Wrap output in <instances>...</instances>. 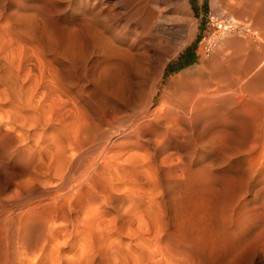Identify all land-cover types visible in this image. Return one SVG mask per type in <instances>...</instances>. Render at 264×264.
I'll list each match as a JSON object with an SVG mask.
<instances>
[{"label":"rangeland","instance_id":"rangeland-1","mask_svg":"<svg viewBox=\"0 0 264 264\" xmlns=\"http://www.w3.org/2000/svg\"><path fill=\"white\" fill-rule=\"evenodd\" d=\"M219 1L187 0L192 30L187 38L177 34L170 40L160 32L136 33L102 13L99 23L105 27L95 25L86 12L95 10L93 0H25V9L15 16L28 22L31 15V27L12 19L11 4L7 11L0 8V131L5 133L0 135V185L18 162L8 157L15 146L29 148L45 167L29 178L28 197L43 200L41 207L48 202L47 209L67 212L70 219L79 215L75 226L67 217L63 225L54 217L47 229L54 236L44 232L48 237L40 236L36 250L25 253L29 256L19 244L16 264H264V22L239 13L245 0ZM173 13L180 14L177 8ZM230 15L248 21L256 32L235 29L207 40L217 33L211 17ZM89 27L112 32L108 44L114 58L106 51V59L115 62L108 65L116 72L107 69V54L97 48L92 35L97 31ZM227 55L238 61L239 85L258 86L239 92L236 108L223 110L224 132L216 134L205 123L215 118L213 112L190 115L191 126L171 132L160 153L153 143L118 127L121 116L144 99L134 102L109 92V73L120 72L125 81L142 65L148 72L166 62L160 82L166 85L187 68L199 73L202 58L208 69L214 56ZM14 180L9 195L18 194ZM14 195L13 201L22 198ZM55 240L57 245L51 243Z\"/></svg>","mask_w":264,"mask_h":264},{"label":"bare ground","instance_id":"bare-ground-1","mask_svg":"<svg viewBox=\"0 0 264 264\" xmlns=\"http://www.w3.org/2000/svg\"><path fill=\"white\" fill-rule=\"evenodd\" d=\"M216 1L217 0H211V3L214 4V3H216ZM24 2H25V0H0V8L5 9V7H7V5L9 6L11 4L12 6H14V10H12V11L9 10L10 11L9 14H11V16H12V14H14V16H15V14L18 13L19 10L21 11V9H25L24 8ZM257 3L259 4V6L257 5ZM67 5H69V4H67ZM92 5L94 6L95 10L93 8L92 9H86V12H87L89 18L92 19V21L94 20V22L96 23L95 25H98V26L101 25V23H99L100 19H101L100 16L103 14V18L105 20L106 19L107 20L113 19V20L117 21L118 24H120L121 26H124L125 28H127L128 26H131V28L133 27L132 28L133 31H134V29H138L140 32L136 31V33H139V34L140 33L141 34H149L152 32H160V34H162L165 37V40H167V39L170 40L172 37L176 36L177 34H179L182 38H185L187 35L189 36V33L192 30V23L190 22V20H189L190 17L188 15L187 0H93ZM173 5L175 7H172ZM175 8H177L181 14L180 15L178 13L179 14L178 17L176 16L177 15L176 13H175V16H174V13L172 14L173 9H175ZM81 11H83V10H81ZM19 13H21V12H19ZM100 13H102V14L100 15ZM239 13L243 16L246 15V17L247 16L252 17V15H255L256 16L255 21H257L259 23L264 22V21H262V18H264V17L260 18L262 16V14H264V0H245V3L243 5L242 9H240ZM24 14H25V12H24ZM16 16L14 18H12V17L11 18L15 20ZM24 16H25V20H26L27 19L26 16H28V14L22 15L21 17H23V19H24ZM30 17H31V15H30ZM30 17H28V18L30 19ZM85 17H87V15ZM89 18H86V19H89ZM253 18H254V16H253ZM29 19H28V22L32 21ZM17 20H20V19L18 18ZM17 20H15V21H17ZM21 20H22V18H21ZM213 20H219V19H218V17L212 16V21ZM225 20L226 21L224 23H221V24H219L217 22L214 23V24H216V25H214V28L217 30L213 31V32H217V33H212V34L206 36L207 40H211V39L214 40L216 35L221 34V32L232 31V30L235 31L236 28L240 29V30L245 29L243 31H247V32H256L254 27H251L248 21H243V20L241 21L240 19H236L231 15L229 17L225 18ZM88 21L89 20H87V23H88ZM178 21H180V22H178ZM220 21H222V20H220ZM21 22H24L25 24L28 23L27 20L26 21L23 20ZM21 25L25 27L24 24H21ZM262 25H264V24H262ZM27 26H29V25L27 24ZM101 26L105 27L104 25H101ZM108 26H109V24H108ZM29 27H31V26H29ZM91 28L89 27V29H91ZM22 29H24V28H22ZM93 29L94 28L91 29L92 33H93ZM100 29L95 27L94 31L96 30L97 32H94L95 34L94 33L92 34V35H94L93 36L94 41H95L94 43L98 47L95 44L94 45L97 48L102 47L103 49L102 48H100V49L104 50L105 52L104 51L103 52L106 53V51L109 52V50L113 49V48L111 49V45L108 44L109 43L108 41L110 39L112 32H108V31L107 32H99ZM155 34H152V35H155ZM149 35H151V34H149ZM157 35H158V33H157ZM93 37H92V40H93ZM111 37H113V36H111ZM181 37H180V39H181ZM149 38H151V37L149 36ZM149 38L147 37V39H149ZM235 42H237V41H235ZM110 43H111V41H110ZM234 43L233 44L230 43V46H231V44L233 46L238 44V43H235V45H234ZM111 44L113 45V43H111ZM201 47H202L201 49L203 51L204 46H201ZM115 49H116V47H115ZM110 52H112V51H110ZM113 52H115V50H113ZM110 54H112L111 57L114 56L113 53H110ZM103 55L99 56V57H103ZM219 55H217V56H219ZM107 56H109V55L107 54L104 59H106ZM124 56H125V54H124ZM227 56H230V55H227ZM231 56L229 58L221 56L219 58L217 57L216 59L214 56L212 59L213 61L211 63L208 62V63H210L209 65L207 63L208 69L205 66L206 64L204 65V61L202 58V60H201L202 64L197 67V69L198 68L200 69L199 73L195 74L193 72V68H187L181 72H178L176 75L172 76L169 79L168 84H166V85H161L162 83H160L162 80L163 69L166 65V62L161 63L160 67H158V69L156 71H154L152 69V66H150V63H149V65L147 63L146 64L147 67L148 68L151 67V69H152V71L149 70L147 72V71H143V67H142L143 65L141 66L140 65L141 63H139L137 61V64H139L141 67L137 64H136L137 66L136 65L135 66L136 67L139 66L140 68H142V70H138L136 72V74L134 72L135 76L134 77L132 76V78L127 79V77H126L125 78V81L127 79L126 82L123 81L120 78V76H118L120 74L119 70L117 71V72H119V74L114 73L116 75L109 73V76L105 77L106 78V80H105L106 84L105 85L107 87H109V89H108L109 92L113 91V92L117 93L119 96H126L127 98L124 97L125 99H129V100L131 99L134 102L139 101L141 103V101H143V99H144V102L142 104H140V106L138 108L132 109L131 111L129 110V112L125 116L124 115H122L123 117L121 116L122 120H120L121 121L120 126L118 125V127L121 128L125 133H134L140 139L146 141V143L147 142L153 143L155 145L154 150L156 152H160V153L163 152L164 147L167 146V144H169L171 132L177 131V130H180L182 132V131H184L185 125L191 126L192 118L190 117V115H192L193 118H196L198 115H201V114L204 115V114H207L209 112H213L215 115V118L213 120L206 121L205 123L216 134L223 131L225 129L226 125L224 124V122L221 123V117L223 116V110L226 108V106L229 105V107H231V108L232 107L236 108L237 103L239 101L238 93L239 92L241 93L244 90H252L253 88H255V86H258V85L253 86L254 84L252 82H247V83L243 84V86L239 85V84H241V83H239L241 75H238V73H239L238 61L233 56H232V58H234V59H232ZM235 57H236V55H235ZM120 58H122V57H120ZM155 58H157V57H155ZM100 59L101 58H99L98 61ZM153 59H152V61H153ZM262 59H264V58H262ZM96 60H97V57H96ZM101 60H103V58ZM109 60H111V59H109ZM113 60H115V59H113ZM115 61H117V58ZM131 61L132 60H130V62ZM101 62L104 63L105 61L104 62L101 61ZM109 62L110 61H108L106 59L105 65H108ZM113 63H115V62L113 61ZM113 63H111V65ZM152 63L154 64V62H152ZM132 64H134V63H132ZM132 64H130V66H132V69H133ZM92 65L93 66H89V68L94 67L95 63ZM146 65H144V66H146ZM139 67L137 69H139ZM147 67H145V68L148 70ZM104 68L102 70H100V72L104 71V70L107 71V69L110 70L111 67L109 66L106 69V66H105ZM247 68H249V67H247ZM246 69H245V71H246ZM113 70H110L109 72H111V71L116 72L117 69L115 70L113 68ZM104 72H101V73L103 74ZM110 74H112V75H110ZM262 74H264V73H262ZM242 75H243V73H242ZM244 75H246V74H244ZM249 75L252 78V75L251 74H249ZM98 76H99V78L100 77L102 78L101 75H97V77ZM257 76L259 77L260 75H257ZM261 77H264V76H261ZM244 79H245V76H244ZM241 82H244V81H241ZM255 82H256V80H255ZM262 82H264V81H262ZM124 91H125V94L123 95ZM124 101H126V100H124ZM126 102H128V101H126ZM139 102H138V104H139ZM138 104H137V106H138ZM121 118L119 117V119H121ZM6 131H8V130H6ZM2 132L0 131L1 137L3 136L2 134L5 135V133H2ZM16 137H17V135H16ZM171 143H174V142H171ZM7 144H9V143H7ZM15 147L17 148L18 146H15ZM28 147L29 146H27V148ZM249 147H251V146H249ZM258 149H259V147H258ZM14 150H13V152H14ZM13 152H11V155L10 156L8 155V157H10V158L14 159V161L16 160V162L17 161L18 162L10 168L11 169L10 178H8V180L6 182H2L3 184L0 185V264H16L17 258L19 257L17 255L20 254V253L17 254V248L19 247L18 246L19 244H21L23 246L22 247L23 249L21 250V253H23V255H25V253L28 254L29 252L31 254L33 249H35L34 247L35 246L37 247V244H39L38 240H39L40 236L43 237L42 234L44 232L46 233L50 229L49 227L51 225H53V224H51L52 219L54 217H56V218L60 217L61 219L62 218L66 219L67 216L65 217V215L69 214L67 212H66V214L61 213L59 211L55 212L56 210H54V212H53L51 210V207L49 209H47V207H45L47 205L46 203H48V202L44 203L45 206L41 207L38 204H40L43 200L39 203V198L36 199L37 201H35L34 199L33 200L31 199V195H30V197H28L29 196L28 190L31 189L33 186V185H31L32 180L29 178L34 177V176L36 177V175L38 173L37 171L40 172L42 166H44V165L42 164L43 162H41L40 160H39V162H41V163L35 162V159L33 158L35 156H33V153H30L32 151L29 150V148H28V150L25 149V147L24 148H17L15 150V153H13ZM255 155H256V153H255ZM250 160L251 159H249V161ZM33 162L36 164L33 165L32 164ZM247 163H249V162H247ZM34 169L36 170L34 172L35 175L32 174L33 173L32 171ZM43 170H44V168H43ZM43 170H42V172H43ZM30 174H32V176H30ZM15 175H17V176H15ZM18 175H20V176L26 175V177H25V179L23 178L24 179L23 180L22 179L23 176L20 177ZM252 175H253V172H252ZM14 176L17 177V178H15L16 181L18 180L17 184L15 183L16 187L14 188V190H16L18 192V194L15 193V195H14V194H12L13 193L12 192L9 195L10 190H6V189H8V187L11 185V181L14 180V179L11 180V178ZM20 178H21V181H20ZM28 180H31V182ZM22 182L24 183L22 185L23 187H21V185H20V183H22ZM27 182H30V187H29V183L27 185ZM33 182H34V180H33ZM242 186L243 187L241 188V192H240L241 194L246 190V189H244V183ZM71 188H70V190H71ZM74 189L75 188L73 187V190ZM5 190L8 191V193H5ZM5 194H7V196ZM13 195L14 196L17 195V199L20 196L22 198L21 199L19 198L20 200H14L13 201L12 200ZM239 197H241V196H239ZM242 197H244V196H242ZM244 201H246V200H244ZM51 204H50V206L53 205V204L52 205ZM48 206H49V204H48ZM72 206H74V205H72ZM262 206H264V205H262ZM79 207H80V205H79ZM73 208H75V207H73ZM76 212H77V210H76ZM70 215H72V214H70ZM76 215L77 214H73L71 216V219L69 217H67L70 219V222L72 221L73 226H75L74 225L75 222H78L76 220H77V218H79V215L77 218H76ZM63 219H62V221H64ZM59 221H61V220L59 219ZM62 221L59 223L63 225L65 223V221L63 223H62ZM67 222L68 221H66V223ZM55 223H56V221H55ZM57 224H58V222H57ZM76 225H78V224H76ZM53 226H51V227L53 228ZM64 227H65V225H64ZM44 230H46V231H44ZM48 232H50V231H48ZM47 234H45L46 237H48ZM49 234L53 235L52 230ZM43 238H41V239H43ZM45 238H44V240H45ZM50 239L51 238H49V240ZM53 239H54V237H52V240ZM49 240H47V241H49ZM39 241L41 242V240H39ZM42 242H44V241H42ZM56 242H57V240H55V242H51V243H55L57 245L58 243H56ZM41 244L43 245V243H41ZM52 245H54V244H52ZM53 249L55 251L54 247H53ZM18 251H19V249H18ZM27 254L25 256H29ZM29 260H31V259H29ZM27 262H28V260H27Z\"/></svg>","mask_w":264,"mask_h":264},{"label":"built area","instance_id":"built-area-1","mask_svg":"<svg viewBox=\"0 0 264 264\" xmlns=\"http://www.w3.org/2000/svg\"><path fill=\"white\" fill-rule=\"evenodd\" d=\"M212 18V17H211ZM220 20H222V21H220ZM226 20L225 19H219V20H213L212 21V23L214 24V23H219V24H221V23H224ZM214 25H216V24H214ZM219 27V26H218ZM237 29V28H236ZM205 48H207V47H205Z\"/></svg>","mask_w":264,"mask_h":264},{"label":"trees","instance_id":"trees-1","mask_svg":"<svg viewBox=\"0 0 264 264\" xmlns=\"http://www.w3.org/2000/svg\"><path fill=\"white\" fill-rule=\"evenodd\" d=\"M184 63H189V60H186Z\"/></svg>","mask_w":264,"mask_h":264}]
</instances>
